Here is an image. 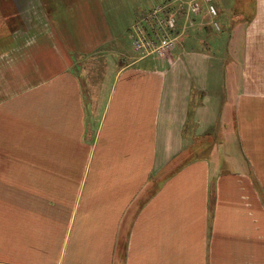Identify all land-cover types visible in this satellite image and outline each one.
<instances>
[{"label":"crops","instance_id":"obj_1","mask_svg":"<svg viewBox=\"0 0 264 264\" xmlns=\"http://www.w3.org/2000/svg\"><path fill=\"white\" fill-rule=\"evenodd\" d=\"M18 1L30 23L0 35V264H264V0L242 47L202 14L164 58L129 37L164 0Z\"/></svg>","mask_w":264,"mask_h":264},{"label":"built area","instance_id":"obj_2","mask_svg":"<svg viewBox=\"0 0 264 264\" xmlns=\"http://www.w3.org/2000/svg\"><path fill=\"white\" fill-rule=\"evenodd\" d=\"M204 13L214 30L221 32L213 0H164L139 16L129 28V37L139 57L164 58L176 46L180 36L179 17L193 18ZM182 23V29L192 24Z\"/></svg>","mask_w":264,"mask_h":264},{"label":"rangeland","instance_id":"obj_3","mask_svg":"<svg viewBox=\"0 0 264 264\" xmlns=\"http://www.w3.org/2000/svg\"><path fill=\"white\" fill-rule=\"evenodd\" d=\"M214 1V0H213ZM43 1L39 0H32L31 6L37 3H42ZM257 0H215V5L217 10L218 16L215 18V21L218 23L219 27L223 29L221 32L215 30V34L219 35L222 38L223 43H227L228 40L232 39V41L235 42L236 45L239 47L243 46V39L244 34H247L243 31V25L246 26V24L241 21V19L248 20L250 18H253L255 15L256 10V4ZM45 3V1H44ZM37 9V8H35ZM19 1L18 0H0V35L4 34L3 37H6L10 33L7 34V31L10 30L13 33H18L19 29H24L26 24L30 23L31 18L28 16L23 17L19 15ZM204 14V13H202ZM257 17V16H256ZM232 18H235V23L233 24V21L230 22V25H234L231 28H235V31L232 29L229 30V28L226 26L229 21L232 20ZM210 20V18H208ZM188 20H191V23L196 20V17H193L191 19L184 17H179L180 24H188ZM205 17V21H206ZM33 22V19H32ZM226 23V24H225ZM230 27V26H229ZM186 28V27H185ZM31 33V32H30ZM48 32H41L39 35H37V39H44L47 38ZM18 35V34H17ZM16 35V36H17ZM34 35V34H32ZM258 32L253 31V33L250 34V39L252 40V45L250 46V49L254 51V57L252 60L251 68L252 71L254 70L255 66L258 65V59H257V43L255 40H257ZM14 37V36H13ZM9 39V37H8ZM180 39V38H179ZM237 46V47H238ZM174 49V48H173ZM172 49V50H173ZM237 50V48H235ZM235 51V53H237ZM252 105H251V111L249 112V116L251 118L250 122V137L252 140H257V108L255 105H257V100L252 99ZM255 104V105H254ZM256 108V109H255ZM257 146V145H256ZM253 148V145H252ZM252 157L254 158V163L258 164V154L257 151L252 150ZM3 161L0 160V168L2 167Z\"/></svg>","mask_w":264,"mask_h":264}]
</instances>
